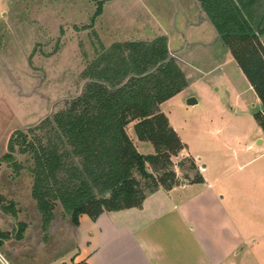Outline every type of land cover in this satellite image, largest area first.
<instances>
[{"label":"rangeland","instance_id":"374dc122","mask_svg":"<svg viewBox=\"0 0 264 264\" xmlns=\"http://www.w3.org/2000/svg\"><path fill=\"white\" fill-rule=\"evenodd\" d=\"M99 3L103 21L110 22L104 25L110 28L96 25L98 16L93 20ZM176 8L174 0H0V159L14 131L39 125L81 94L87 81L82 72L97 58L101 46L108 48L114 39H123L121 32H136L138 27L157 30L160 26L154 21L171 22L179 13ZM198 37V42L207 40L204 34ZM187 40L185 57L176 61L189 84L182 96L163 107L179 138L193 156L201 157V150L212 145L215 131L223 140L250 141L257 134L253 115L261 106L235 61L216 42L202 45ZM185 96L195 98L197 104L188 107ZM15 158L28 166L25 156ZM172 165L181 179H195L189 158H174ZM147 171L158 175L151 166ZM30 187L26 170L16 175L0 161V194L4 206L13 203L12 213L0 208L9 239L16 237L18 223L26 224L25 239L8 242L12 255L5 256L8 264L69 262L74 237L70 217L57 205L55 218L44 232Z\"/></svg>","mask_w":264,"mask_h":264},{"label":"trees","instance_id":"16d2710c","mask_svg":"<svg viewBox=\"0 0 264 264\" xmlns=\"http://www.w3.org/2000/svg\"><path fill=\"white\" fill-rule=\"evenodd\" d=\"M196 1L260 100L254 120L264 133V29L252 24L257 0ZM100 13L101 3L93 20ZM81 77L87 80L81 94L39 125L14 131L1 159L16 175L22 170L30 175V196L44 232L57 205L77 226L80 215L94 221L104 212L140 208L148 195L177 184L172 157L184 146L160 106L183 91L187 79L170 57L167 38L101 46ZM131 123L138 141L150 143L154 154L137 151L126 131ZM16 155L25 156L28 166ZM4 203L0 194L3 213H12L13 203ZM25 228L16 225L18 239Z\"/></svg>","mask_w":264,"mask_h":264},{"label":"crops","instance_id":"0c3cea01","mask_svg":"<svg viewBox=\"0 0 264 264\" xmlns=\"http://www.w3.org/2000/svg\"><path fill=\"white\" fill-rule=\"evenodd\" d=\"M174 1L179 13L171 22L160 25L154 21L160 26L157 30L142 26L136 32H121L123 39H114L111 44L165 36L169 53L179 60L188 50L187 37L197 43L201 33L207 40L198 43L216 42L226 48L196 0ZM98 17L96 25L110 28L104 25L109 21L104 22L101 14ZM252 24L264 29V0H257ZM226 51L230 54L227 48ZM182 94L160 106L176 134L163 107ZM255 125L257 134L250 141L223 140L219 131L213 132L214 139L209 142L212 145L200 152L203 157L193 156L177 134L184 149L172 160H192L195 175L202 182L181 179L176 171L177 184L148 195L140 208L104 212L94 221L80 215L73 229L72 254L63 264H264V133L256 122ZM133 126L129 124L126 131L137 151L144 156L154 154L150 143L138 141ZM7 142L8 138L6 149ZM6 228V222L0 219V264H8L5 256L12 257L8 242L25 239H9Z\"/></svg>","mask_w":264,"mask_h":264},{"label":"water","instance_id":"95a60500","mask_svg":"<svg viewBox=\"0 0 264 264\" xmlns=\"http://www.w3.org/2000/svg\"><path fill=\"white\" fill-rule=\"evenodd\" d=\"M170 57H173V55H171ZM187 83H188V81H187ZM196 104H197V101H196L195 98H193V97H189V98L187 99V101H186V105H187V106H194V105H196ZM106 196L108 197L109 194H106Z\"/></svg>","mask_w":264,"mask_h":264}]
</instances>
